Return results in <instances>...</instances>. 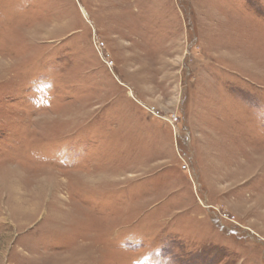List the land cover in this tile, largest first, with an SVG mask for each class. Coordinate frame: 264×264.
Listing matches in <instances>:
<instances>
[{
  "label": "rangeland",
  "instance_id": "rangeland-1",
  "mask_svg": "<svg viewBox=\"0 0 264 264\" xmlns=\"http://www.w3.org/2000/svg\"><path fill=\"white\" fill-rule=\"evenodd\" d=\"M0 264H264V0H0Z\"/></svg>",
  "mask_w": 264,
  "mask_h": 264
}]
</instances>
